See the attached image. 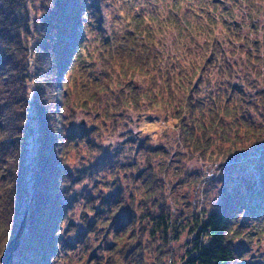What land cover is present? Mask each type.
<instances>
[{"label":"trees","instance_id":"obj_1","mask_svg":"<svg viewBox=\"0 0 264 264\" xmlns=\"http://www.w3.org/2000/svg\"><path fill=\"white\" fill-rule=\"evenodd\" d=\"M87 3L0 0V241L4 245L16 236L19 218L27 214L13 264H56L67 256L80 264L85 259L91 264H120L123 259L128 264H142L140 253L147 234L154 240L149 245L157 237L170 244L183 232L188 241L182 264L246 263L253 243L249 226L254 218L264 216V55L259 53L260 46H255L256 51L240 47L246 57L241 75L244 88H240L232 86L234 66L223 56L218 64L213 54L208 55L207 47L199 54H186L189 64L176 63L154 39L153 30H146L142 39L152 42L143 41V49L136 48L128 70L111 82L102 73L86 74L88 70L80 64L82 31L90 9ZM171 22L178 25L175 19ZM235 37L242 40L241 35L231 33V39ZM193 55L199 56L200 64ZM214 70L221 86L211 82ZM136 75L144 84L136 85ZM211 88L214 98H208L206 104L201 94ZM109 92L112 95L102 98ZM222 93L226 102L214 105ZM145 104L169 113L189 159L208 161L212 169L221 172L229 164L256 155L260 179L244 178L233 187L223 186L221 198L212 200L210 209L196 212L195 204L189 216L179 220L172 217L176 214L169 210L167 199L152 206L144 199L140 206L149 211L147 227H135V222L141 221L126 206L122 180H113L111 175L121 168L129 171L137 161L124 152L122 160L116 161L121 150L111 151L100 131L101 125L107 128V121H113L116 131L127 114L142 110ZM80 112L92 118V127L77 125ZM204 112L211 116V123L198 119ZM233 123L238 125L237 139L229 135ZM136 134L123 143L129 150ZM221 139L229 140L230 145L216 154L212 148ZM139 148L163 155L162 148L150 150L146 143ZM174 162H180L178 157ZM154 163L150 155L145 171L138 172L148 195L160 190ZM83 200L91 205L81 214L78 210ZM130 201L133 207L135 197ZM93 239H101L100 248H108L107 263L94 248ZM74 248H81L80 255H75ZM159 252L162 259L172 255L161 247ZM117 255L120 262L110 261Z\"/></svg>","mask_w":264,"mask_h":264},{"label":"rangeland","instance_id":"obj_2","mask_svg":"<svg viewBox=\"0 0 264 264\" xmlns=\"http://www.w3.org/2000/svg\"><path fill=\"white\" fill-rule=\"evenodd\" d=\"M87 4V8L90 9L87 11V16L85 15L87 23L86 27L83 26L82 31L80 64L83 69L88 70L86 74L98 76L102 73L108 75L111 82L112 78L116 80L121 75L122 70H128V65L133 61L136 48L142 50L143 41L146 43L150 41L147 38L142 39L147 34L145 33L146 30H153L154 39L166 48L167 54L176 63L182 60V64H189L186 54H194V52L199 54L201 51H206L207 47L208 55L213 54L214 59L218 60V64L222 61L221 57L223 56L224 60L234 66L232 69L236 77L233 76L234 79L231 80L232 86L240 88H244L241 75L244 74L243 68L246 60L244 53L240 51V47L245 50L256 51L255 46L259 45V53L264 55V0H88ZM172 19L178 22L177 26H173ZM231 33L241 35L242 40L237 41L236 37L231 39ZM244 37L247 39L246 41L243 39ZM231 53L236 55L233 56ZM195 55L191 58L200 64L199 56ZM237 63L238 65H234ZM215 70H218L217 66ZM215 70L210 72L212 80L210 81L221 86V79ZM242 77L245 78V76ZM142 79L136 75L133 80L136 85H139V82L142 85L144 84ZM143 87L147 88L145 85ZM113 91L112 94L116 97L118 90L114 88ZM247 91L248 95L251 96V89L247 88ZM212 93L213 89L211 88L205 94L202 93L201 98L206 102L208 98H214L211 97ZM112 94L109 92L101 95L102 98H105ZM217 97L214 105L223 104L227 100L224 93L218 94ZM146 105L148 104H145L140 111L127 114L126 120L120 122L119 129L116 131L113 129V121H107V128H104L101 125V120H99L100 134L103 136L104 142L107 143V147L108 145L112 147L111 151L113 148L121 150V156L119 155L115 160L120 162L124 152V154H128V159L137 161L130 167L129 171L121 168L111 175L113 180L115 177L118 181L122 180L121 187L124 188L125 200L128 203L126 206L131 208L134 217L142 222H135V227L141 225L147 227L146 218L148 217L145 215L149 211L140 206L144 199L150 202V206L164 198L167 199L169 210L176 214L172 217L179 220L184 215L189 216V213L195 209V204H197L196 212H199L200 209H210L211 201L221 198L223 186L233 187L244 178L251 181L260 179L261 172L256 155L246 156L234 164H229L221 172L212 169L208 161L199 158L189 159L188 149L181 143L179 131L173 128V124H175L173 118L168 112L158 107ZM77 117V125L93 126L92 118L83 112H80ZM198 119L200 121L207 120L209 123L211 116L204 112L203 115L198 116ZM145 120L149 121V124L143 125L142 122ZM226 125L228 131L230 122L227 121ZM233 127V130H230V133H233H229V135L231 138L237 139L235 132L238 130V125L233 123ZM126 131L132 134L129 135ZM134 133L137 134L136 140L130 148L133 151L131 152L127 148L128 144L124 145L123 143L131 138ZM214 138L217 139V137ZM144 143L149 145L150 150L162 148L163 155L154 156L151 151L140 149L139 146ZM229 145V140H217V145L212 148V151L218 154L221 148L228 149ZM86 151L87 147H83V152ZM150 155L155 160L154 169L159 179L157 185L160 189L153 195L146 193L143 189V180L138 177V172L145 171L147 168ZM176 157L182 164L174 162ZM166 172L167 175L165 176ZM137 179L139 180L137 181ZM105 192L109 193V190ZM131 197H135L136 200L133 207L131 204L129 205ZM87 204L86 200L81 201L78 212L80 211L82 214L86 207L91 205ZM263 218V215L257 216L254 218V223L249 226L250 232H253V243L244 259L246 262L244 264H264ZM21 221L22 217L19 218V222ZM255 230H257L256 233H254ZM105 233L106 229L102 233V238H104ZM146 237L144 251L140 253L139 261L142 264H144V260L145 264H169V260H172L173 264H182V257L188 241L186 233L183 232L179 239L171 240V245L166 244L159 237L155 242H152L153 244L149 245L150 241L154 240L150 239L148 234ZM101 239H93L91 242L99 252L102 261L107 263L109 259L108 248H100L98 244ZM11 241L12 239L7 241L5 245L0 241V259ZM138 242L134 245L136 246ZM160 247L165 249L168 255L172 251V255L162 259L159 252ZM74 251L75 255H80L81 248H74ZM113 260L120 262V256L117 255L110 261ZM56 264L80 263L73 256H67L66 259H59ZM83 264L91 263L85 259ZM120 264L128 263L123 259Z\"/></svg>","mask_w":264,"mask_h":264},{"label":"water","instance_id":"obj_3","mask_svg":"<svg viewBox=\"0 0 264 264\" xmlns=\"http://www.w3.org/2000/svg\"><path fill=\"white\" fill-rule=\"evenodd\" d=\"M26 222H27V214L24 215L16 236L12 239L10 244H8V246L4 250L3 255L1 256L0 259L1 264H13L15 252L18 250L20 246L22 236L26 229Z\"/></svg>","mask_w":264,"mask_h":264}]
</instances>
